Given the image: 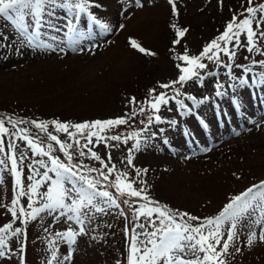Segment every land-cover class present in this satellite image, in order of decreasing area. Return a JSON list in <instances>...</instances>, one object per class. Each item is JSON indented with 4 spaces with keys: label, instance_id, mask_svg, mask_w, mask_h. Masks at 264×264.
Segmentation results:
<instances>
[{
    "label": "rangeland",
    "instance_id": "obj_1",
    "mask_svg": "<svg viewBox=\"0 0 264 264\" xmlns=\"http://www.w3.org/2000/svg\"><path fill=\"white\" fill-rule=\"evenodd\" d=\"M174 2L175 12L169 0H141L142 8H133V0H98L102 7L96 9V13L104 22L109 23L108 20L114 22L117 18L120 19V24L121 20L126 19L125 17L132 16L130 20L140 19L141 25L132 30L128 29L125 35L117 36V44L113 45L112 41L116 37V32H103L93 26L90 21L87 27L84 23L79 24V30L86 34L97 36V33H103L104 36H97L99 39L82 44L83 48H92L93 45H97L91 49L95 61L93 63L92 59L90 63L82 62L78 71L72 74L75 77L67 81L60 78L57 73L67 74L70 65L64 62L71 57L66 59L64 55L56 56L53 53L55 51L52 50H47L52 53L44 56L39 49L26 47H21L20 51H17L16 44L11 47H0L2 49L0 53V117H12L13 120L25 121V123L17 124L15 128L7 122L5 127L10 131H15L16 128L26 129L27 135L36 138L37 142H44L45 150L48 144H52L53 155L60 156L65 162H67L66 157L59 151V145L48 140L47 132L36 129L31 121L49 122L48 132L62 141L74 144V140L66 133L56 131L51 121L57 120L74 125L120 117L128 119L133 123L130 132L127 133L121 127L124 125H120L118 128L106 129L99 135L121 134L123 139V136L139 133L137 137L141 145L139 151L133 147L137 139H129L127 144L106 141L97 145L95 137L94 142L88 144L84 151L87 152L88 149L95 151L105 163L109 164V167L114 164L115 170L111 178L114 179L118 172H127L128 177L135 180L134 187L144 188L151 200L167 205L171 209L187 212L203 221L204 218L216 216L231 196L243 192L261 179L264 180V161H258L255 158L259 157L256 152L262 150L264 145L259 144L256 148L258 144L255 146L254 142H250L252 136H257L264 142V128L263 125L260 128L253 125L251 130L248 131L249 127H247L242 134H238L232 130L234 125L220 121L227 129L225 130L226 140H231L232 143L238 141V145L243 149L250 148L252 155L248 156L253 157V160L248 162L249 166L245 165L244 169H239L231 165L232 150L230 149H233V146L222 147L217 137L209 144L207 153L201 152L203 156L200 159L188 160L179 154L185 140L183 136L185 125L194 127L195 115L198 119H206L207 122L212 123V130L224 131L218 127V122L216 123L217 115L242 111L243 108L257 117L258 123L264 121V83L258 84L259 74L264 72V66L258 61L264 60V55L256 52L249 53L246 48H240L236 49L237 55L234 61H227V57H223L221 53L223 61L232 64L231 69L222 64L217 65L214 61L205 60L208 68L201 72L202 81H190L183 87L176 85L175 87L180 89L179 94L172 88L160 89L159 84L170 83L177 79L179 71L176 66L182 63L178 56L185 51L189 55H198L209 42L224 32L234 14L243 13L248 7L247 0H223L222 4L220 0H174ZM256 3H264V0H254V5ZM128 9H132L131 14ZM134 10L137 13L133 15ZM118 14H122L121 17H117ZM240 18L243 19V16ZM2 23L3 21H0V24ZM173 25L176 28L172 27ZM253 27L255 28V24ZM177 28L186 29L187 32L184 37L179 38L180 43L174 45L173 40L177 39ZM260 30H264V25L258 31ZM5 32L10 34V38L15 39L16 34L10 27L5 29ZM59 35L67 41L64 32ZM130 38L135 39L155 55L140 53L133 49L129 43ZM241 40H245L243 35ZM48 42L53 43L50 39ZM260 47L264 51V40L260 41ZM74 54L76 53L72 55ZM104 55H107V58L102 61L101 58ZM62 62L64 64L60 69L57 65ZM236 65H247L251 71L245 72L244 68L236 67ZM208 71H212L215 75H207ZM230 71L234 76L246 79L247 83L230 87L232 84L239 83L238 80L230 77ZM205 80L212 83L209 89L206 85L202 87ZM217 84L223 87L218 88ZM150 89H157V93L166 92L167 96L173 97L169 100V103L173 105L178 106L177 100L183 101L186 106L183 110L186 113L177 117L175 111L172 116L173 109L169 105L163 112L152 111L146 104ZM217 90L223 94L217 95ZM188 96H193L196 100H189ZM133 97L136 100L134 104L130 103ZM205 97L208 99H204ZM141 108L145 111L141 112ZM252 108L254 111L258 110V113L253 115ZM187 111H192L194 114ZM157 114L161 115L162 122L154 123V117ZM149 116L153 117V123L150 125L148 124ZM166 116H170L169 122L174 120L178 124L170 122L168 125L164 119ZM69 130L76 133L74 128ZM92 131L97 130L92 129ZM257 137L253 138L259 140ZM4 139L6 152L9 139L15 140L19 149L25 152L27 158L21 166L22 179L25 185L31 183L27 180L31 172L28 165L40 168L39 165L34 164V161L41 157L33 156L26 142L16 137L5 136ZM76 139H79L81 145L87 144V140L78 133H76ZM112 144L117 146H106ZM225 149L229 150L223 153ZM130 154L134 167L127 165L126 158ZM109 155L112 158L110 163ZM74 156L90 167H103L90 155L80 156L78 149L74 151ZM244 156L237 158L238 164H244L241 160ZM3 157L4 154L0 153V158ZM44 159L47 162V157ZM10 166L9 161L7 167L10 168ZM136 169L141 170L139 176L136 175ZM145 169L146 173L143 171ZM40 171L44 169L40 168ZM49 175L54 178V173ZM187 175L190 176L186 177ZM45 187H42L40 191H44ZM16 191L18 188L14 185V177L5 168L0 172V203L11 207ZM142 203L143 201L138 199L133 207ZM20 204L27 208V197H20ZM27 210L31 211V209ZM41 215L42 220L39 218L29 220L27 224L17 221L13 225L21 227L27 233L26 264H47L53 250L50 241L55 242L56 254L60 260H63L64 256L71 255L72 259L64 261V264H126L128 251L126 237L130 233L126 231L125 221L129 219L130 223L133 222L131 209H127L124 216L120 215L119 210L116 209H112L108 215L97 213L92 223L87 226V234L78 236L75 244L60 240L55 235L57 232L67 231L70 227L78 230L79 226L74 221L59 217L57 214ZM256 219L261 217L256 215ZM10 220V214L4 208H0V226ZM247 224L248 222L245 221L239 227L234 247H230L232 254L226 258L227 264H264V242L259 241L260 227L247 226ZM45 228L48 229L47 232ZM250 230L257 232V239L255 243L248 246L247 237ZM9 246L14 249L11 253L7 249H0L5 252V255L0 256V264H19L20 257L15 251L18 248L17 241L12 239ZM236 247H239L241 251L236 252ZM53 264H56V261H53Z\"/></svg>",
    "mask_w": 264,
    "mask_h": 264
},
{
    "label": "snow or ice",
    "instance_id": "obj_2",
    "mask_svg": "<svg viewBox=\"0 0 264 264\" xmlns=\"http://www.w3.org/2000/svg\"><path fill=\"white\" fill-rule=\"evenodd\" d=\"M223 0H220L222 4ZM175 12L174 0H169ZM248 7L243 13L234 14L232 20L227 23L224 32L217 38L209 42L198 55H189L185 51L178 59L182 62L176 67L179 74L177 79L170 83L159 84L160 89L172 88L177 94L180 89L176 85L183 87L190 81L203 80L201 72L208 68L205 60L214 61L217 65H223L229 69L231 63H225L221 57H227V61H234L236 49L246 48L249 53H260L264 51L260 47V41L264 40V30L258 31L264 25V3H256L254 0H247ZM102 7L98 0H0V47H11L16 44V50L21 47L32 49H46L52 51L64 52L62 46L65 41L59 35L65 33L67 43L80 45L84 40L91 37L90 33L79 30V24L84 23L87 27L90 21L93 26L103 32L111 31V25L98 17L96 9ZM133 8H142L141 0H133ZM131 14L132 9H128ZM243 16V19L240 17ZM86 17L87 19H83ZM127 18V17H125ZM255 24V28L253 27ZM11 28L16 34L15 39L6 34L5 29ZM126 26L120 24L119 28ZM172 27L176 28L175 25ZM65 29L67 30L65 32ZM187 30L177 28V39L173 44H179L180 39L186 35ZM245 40H241V36ZM47 38V39H46ZM53 43H49L48 40ZM10 41V42H9ZM9 42V43H6ZM130 46L140 53L155 55L148 49H145L135 39L129 40ZM231 45V47H229ZM97 47V45H93ZM89 51L91 49H88ZM80 51H85L80 48ZM264 66V60L258 61ZM250 72L251 68L247 65H236ZM207 75L213 76L215 73L208 71ZM233 80H238V84H232L230 87H237L247 83L244 78L234 76L229 73ZM260 81L264 83V72L259 74ZM217 87L223 85L217 84ZM223 93L217 92V95ZM189 100H196L193 96L187 97ZM173 97L167 96L166 92L157 89L149 90V98L146 103L150 109L160 113L162 107L169 105V100ZM204 99H208L205 97ZM202 103L203 101H196ZM130 103H136L135 97L131 98ZM176 103L181 107H186L183 101L177 100ZM141 112L145 109L141 108ZM135 115V112H133ZM156 122H162L161 115L154 117ZM8 122L15 126L25 123L23 120H12ZM31 123L41 132H47V139L54 141L59 145V151L66 157L67 162L60 156L53 155V145L48 144L45 150L44 142L27 135L24 128H16L10 131L5 127V120L0 118V153L4 154L0 158V172L5 168L14 177V185L18 188L11 201V207L0 203V208H4L10 214L11 220L0 226V249H7L11 253L10 241L15 239L18 243L19 264H26V240L27 233L21 227H14L17 221L27 224L29 220L43 219L41 214H57L59 217L74 221L78 225V230L68 228L65 232H57L55 235L60 240L75 244L77 237L87 234V226L92 223L97 213L105 215L110 214L112 209L119 210L120 215H126L127 209L123 205H128L132 211V225L126 231L130 235L126 237L128 246L126 264H227V256L231 255L230 247L238 237L239 227L247 221V226L258 225L260 227L259 241L264 242V180L252 184L243 192L230 197L219 213L214 217H207L201 221V218L193 216L187 212H180L177 209H171L167 205H161L158 201L150 199L144 188L134 187L135 180L128 177L127 172H118L114 179H110L115 165L109 167L108 163L91 149L84 151L88 144H92L95 137V143L99 145L106 141H117L128 143L129 139H137L139 133H132L126 136L115 134L102 136L99 133L106 129L111 130L120 125H126L129 120L123 117L95 120L83 122L74 125L61 123L57 120L51 121L58 132L66 133L69 138L74 140V144L60 140L56 135L48 132V123L45 121H31ZM153 123V117H148V124ZM171 123H175L172 121ZM74 128L76 133L87 140V144L81 145L79 139H76V133L70 131ZM96 129L97 131H92ZM86 133V135H85ZM5 136L16 137L26 142L27 147L31 149L33 156L41 157L34 161V164L40 168L28 165L31 169L27 180L31 183L25 185L22 179V165L27 158L24 151L19 149L15 140L9 139L7 143L8 151H5ZM168 143V141H165ZM75 145V148H74ZM116 147V144L106 145ZM135 150H140V142L133 145ZM79 150L80 156L90 155L96 161H99L102 168H93L83 164L74 156V151ZM44 157H47V162ZM111 155L108 156L109 163ZM127 165L133 166L131 154L126 158ZM10 161V168L8 162ZM106 169V171L104 170ZM86 170V171H85ZM145 173L147 170H143ZM141 170L136 169V175H140ZM54 173V178L49 175ZM95 173L96 175H93ZM39 177V179H37ZM142 183H145L142 181ZM46 186V187H45ZM45 187L44 191H40ZM114 189L115 191H112ZM20 197H27V208L20 204ZM138 198L143 203L133 207V199ZM38 205V206H37ZM27 209H31L28 211ZM259 215L261 219H256ZM195 222V223H194ZM48 229L45 228V232ZM226 237V238H225ZM257 232L250 230L247 237V244L251 246L256 242ZM52 246V256L47 264H64V261H70L71 255L64 256L63 260L57 257L55 242L50 241ZM240 252L239 247L235 248ZM5 255L0 251V256Z\"/></svg>",
    "mask_w": 264,
    "mask_h": 264
},
{
    "label": "bare ground",
    "instance_id": "obj_3",
    "mask_svg": "<svg viewBox=\"0 0 264 264\" xmlns=\"http://www.w3.org/2000/svg\"><path fill=\"white\" fill-rule=\"evenodd\" d=\"M123 24L126 27L123 30L122 29L119 30L118 36L125 35V33L128 31V29H131L132 30V29L138 28L141 25V20L140 19H135V20H130L129 19L127 21V23H126V21H124ZM132 25H134V26L128 28L129 26H132ZM117 41H118L117 40V37H115L114 40L112 41L113 45L117 44ZM72 46H75V45H72ZM106 50H108V48ZM1 52H2V49L0 48V53ZM39 52H41L44 56H47L48 55V53L44 52V50H40ZM93 58H94V55L89 50L80 52V53H78V54H76L74 56H71V58H69L67 60V62H64V63H68L70 65V70L68 72L65 71L67 74H60V73H57V74L60 76V78L66 79V81H67L70 78L75 77L72 74H74V73H76L78 71V69L80 68L82 62L90 63L89 61H91ZM106 58H107V55H104V56H102L101 60L103 61ZM94 61H95V59H93V63H94ZM64 63L62 62V63H60L57 66H59V68L61 69V65L64 64ZM206 88L207 89L210 88V84L209 83L206 84ZM253 137H257V136L250 137V142L251 143L254 142L253 145H255V146H256V144H258L256 146V148L259 147V144L264 145V142L261 139H259L257 137L259 140H255V138H253ZM226 145H230L231 147L233 146V149H230V150H232V154H231V158H232L231 165H233V166H235L236 168H239V169H244L245 165H248L249 166L248 162H250V161L253 160V157L248 156V155H252L251 152H250V148L249 147L245 148V149H247V151H244L245 149H243L242 146L238 145V141H235L234 143H232V141L223 142V146L222 147H224ZM228 150L229 149H225V151H223V153L226 152V151H228ZM256 154H258V156H259V157H255L256 160H258V161L259 160L264 161V148L262 150H258V152H256ZM244 155H246V156H244ZM224 156H226V154H224ZM239 156H244L241 159L242 161H244V164H238L237 158ZM254 164H255V166H257L256 165L257 164L256 162H254ZM175 171L178 172L177 170H175ZM178 173H180V172H178ZM189 176L190 175H187L186 177H189ZM261 180H263V179H261Z\"/></svg>",
    "mask_w": 264,
    "mask_h": 264
}]
</instances>
